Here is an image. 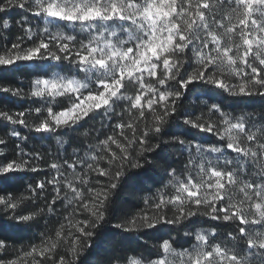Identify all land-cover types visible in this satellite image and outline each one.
<instances>
[{"label": "snow or ice", "instance_id": "1", "mask_svg": "<svg viewBox=\"0 0 264 264\" xmlns=\"http://www.w3.org/2000/svg\"><path fill=\"white\" fill-rule=\"evenodd\" d=\"M0 264H264V0H0Z\"/></svg>", "mask_w": 264, "mask_h": 264}, {"label": "trees", "instance_id": "2", "mask_svg": "<svg viewBox=\"0 0 264 264\" xmlns=\"http://www.w3.org/2000/svg\"><path fill=\"white\" fill-rule=\"evenodd\" d=\"M11 15L18 18L16 13H12ZM29 67H31V66H29ZM16 107L19 108L20 104L18 103L16 105ZM4 221L6 223H14V221H9L6 217L4 218ZM43 224H44V221H41L40 227H34V228H32L28 231H25V232H13L11 229H9L7 234L12 236V238L15 240H20V242L25 244V245H27L29 243V241H31L33 243H39L38 237H39L40 231L42 230ZM141 242H143V238H142Z\"/></svg>", "mask_w": 264, "mask_h": 264}]
</instances>
